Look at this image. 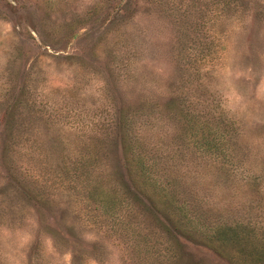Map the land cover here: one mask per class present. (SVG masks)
<instances>
[{"label": "rangeland", "instance_id": "1", "mask_svg": "<svg viewBox=\"0 0 264 264\" xmlns=\"http://www.w3.org/2000/svg\"><path fill=\"white\" fill-rule=\"evenodd\" d=\"M0 264H264V0H0Z\"/></svg>", "mask_w": 264, "mask_h": 264}, {"label": "trees", "instance_id": "2", "mask_svg": "<svg viewBox=\"0 0 264 264\" xmlns=\"http://www.w3.org/2000/svg\"><path fill=\"white\" fill-rule=\"evenodd\" d=\"M172 106L175 104V100H171ZM126 121V120H125ZM216 126V125H215ZM124 132L120 136V146H121V155L124 159V165L126 171V176L131 180V183L136 190L143 193L144 191L139 188L146 187L150 191V195L154 197V200L150 197L146 198L148 201L150 200L152 207L156 213L161 214V209L158 206L164 207L162 211L165 213H170V216L177 219L178 227H175V233L179 235H196L200 236L207 242V238H210V232L215 231V229L208 228V231L203 232L199 227V221H194V219H200L202 216L195 218V212L193 209H190L189 204L186 202H179L171 192L169 193L164 184H160L152 175L149 170L146 159L141 156L138 152V146L134 143L137 142V136L133 134V131L129 125V123L123 124L121 127V131ZM219 129L216 128V133L214 134L212 140L209 142L211 148L214 149L215 154H219L217 152V147L219 146ZM218 131V132H217ZM218 133V134H217ZM222 135V134H220ZM223 136V135H222ZM216 148V149H215ZM97 187V188H96ZM102 185L97 182L95 185V190H99L97 194V198L92 201L95 204V209L102 211V213L110 216H114L118 207L122 206L121 202L118 200V197L110 196L108 193L105 194ZM116 217V216H115ZM215 234V232L213 233ZM218 236V234H217ZM222 236V235H221ZM220 236V237H221ZM213 238V237H212ZM233 239H239L237 237H233ZM230 241V239H226L223 236L221 240L222 243L224 241ZM210 242V240H209ZM207 242V243H209ZM211 245V243H210Z\"/></svg>", "mask_w": 264, "mask_h": 264}]
</instances>
